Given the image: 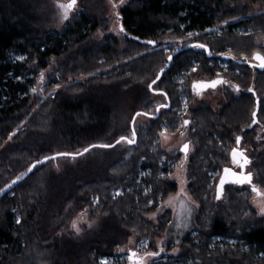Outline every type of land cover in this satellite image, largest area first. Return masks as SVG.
<instances>
[{
  "label": "trees",
  "instance_id": "trees-1",
  "mask_svg": "<svg viewBox=\"0 0 264 264\" xmlns=\"http://www.w3.org/2000/svg\"><path fill=\"white\" fill-rule=\"evenodd\" d=\"M40 1L0 0V145L4 144L0 188L45 156L95 147L76 156L77 166L62 175L51 173L50 166L68 156L37 165L5 191L0 199V264H98L100 259L114 257L131 235L147 238L152 245L155 237L164 234L172 218L170 210L163 212L157 224L144 215L174 195L177 185L160 176L164 151L154 147V141L163 125L172 130L177 124L173 108L180 106L181 93L176 78L183 70L189 73L196 68L184 83L192 103V83L216 79L221 71L219 52L233 58L221 76L232 90L229 84L219 86L225 88L217 106L220 110L204 102L189 108L195 151L186 172L187 190L198 207L195 223L181 239L177 260L155 264H264V217L249 206L247 188L226 186L223 204L213 201L216 182L227 166L228 152L237 146V136L240 145L254 154L248 167L253 183L264 188V139L256 140L257 126H264V70L253 59L256 51L264 54V41L260 42L264 40V0H132L120 9L123 39L106 34L107 8L102 0H91L58 32L45 28L49 17ZM254 5L260 7L259 13L248 17ZM224 21L235 23L221 27L218 35L205 33ZM97 31H102L103 38H95ZM194 32L198 36L188 40L190 48L169 53L173 60L153 85L163 91L148 89L168 63L169 54L160 46ZM143 41L156 43L152 47ZM195 43L206 44L212 54L192 47ZM12 54L25 59L12 61ZM51 62L55 68L47 77L46 90L41 95L32 92ZM57 85L62 89L49 96ZM163 93H167L169 109L162 108L158 118L137 117H143V125L135 119L139 139L135 146L117 143L130 131V115L155 111L159 98L166 103ZM256 99L258 122L250 128ZM146 170L150 172L137 181L138 173ZM211 172L217 175L210 184ZM144 186H151L152 192L145 195ZM117 188L121 194L111 196ZM94 198L99 200L97 205ZM150 198L153 202L148 205ZM85 208L92 217L102 214L99 228L77 238L57 237L56 232Z\"/></svg>",
  "mask_w": 264,
  "mask_h": 264
},
{
  "label": "rangeland",
  "instance_id": "rangeland-1",
  "mask_svg": "<svg viewBox=\"0 0 264 264\" xmlns=\"http://www.w3.org/2000/svg\"><path fill=\"white\" fill-rule=\"evenodd\" d=\"M90 1L91 0H77V5L74 9H72L69 12V18L67 20H64L63 22H61V9H59L57 7V3L56 0H42V2L40 1L43 9H44V13L46 14V16H48V20L49 23L46 25L45 28H47V30H51V31H60L66 23H68L69 20L72 19V17L74 15H78L80 14L82 7L86 6V5H90ZM95 1V0H94ZM105 3V6L107 8V15L105 16V19L107 20V24L105 23V25H109L108 31L106 32V34H111L114 35L117 38H121L123 39V34L120 31V25H121V13H120V9L123 6L128 5L132 0H124L123 3H120V0H114L116 6L113 7V4L110 3V0H102ZM61 2L63 3H67V0H61ZM260 11V7L257 5L252 6V10L251 13L249 14L248 17L253 16L256 13H259ZM119 12V17L116 16V13ZM237 22V21H236ZM230 23H235V22H230ZM230 23H224L222 25H217L213 28L207 29L205 31L206 34H212V35H218V32L220 31L221 27H225L227 25H229ZM235 31L237 33H243V29L242 28H236ZM104 34L102 33V31H97L95 34V38L97 39H101L103 38ZM198 36V34H196L195 32L192 33L191 36H189L188 34H186V37L176 41V42H167L164 43L163 45L160 46V48L167 54L175 52L176 49H181V47L183 46H189L190 44H192V42H188V40L193 39V37ZM263 42L264 40H260V42ZM259 42V43H260ZM221 53L223 52H219V54L217 56H219ZM224 54V53H223ZM19 57H24L23 55L20 54H12L10 56V59L12 61H18L20 63V61H24V59H19ZM217 58V57H216ZM217 66L218 69L221 70L219 72H217L220 76H222L224 73L227 72V68H228V63L227 61H223L220 58H218V62H217ZM195 66H198L197 62L194 63ZM55 68V65L53 62H51L49 64L48 69H46L45 71H43L44 73V80L41 81L40 80V74L37 78V82L36 84L32 87V88H36L37 91L36 93H40L43 94L44 91L46 90L47 87V77L48 75L52 72V70ZM189 70V69H188ZM186 70H183L181 75H179L176 78V82H178V91L180 94V106L177 108H173L174 110H177V124H175V128H171L168 127L167 125H163L160 129V132H158L157 134V139L156 141H154V147L157 146L158 148H160L161 150L164 151V154H162L159 165H160V176H167L168 179L175 183V185H177V191L175 192L174 195L167 197L163 202H159L157 209L160 208L161 211L157 212L156 217L155 218H150V214H146L144 215V217L149 221V222H153L155 224H157V220L158 218L163 214L164 211L166 210H170L172 218L171 221L166 229V231L164 232V234H161L158 237L154 238V241L152 243V245L149 242V239H142V240H138L137 237L135 235H131L129 236V238L127 239V241L119 246L116 249V253L114 255V257L111 258H103L98 260V264H103L104 261H107V264H133L132 261H130L128 259L129 255L131 252H137L139 255H143L144 252H152V251H156L159 253L158 256L156 257H152V258H146L147 260V264H155L157 262H165V260L167 259H172V260H177V257L179 256V254L181 253L182 248L180 247L181 244V239H183L184 237H186L189 233V231L192 229L195 221L194 218L198 212V207L195 204V206H193L191 204V201H194L193 197L190 196L188 190H187V186H188V177H187V166L189 163V157L194 153L195 151V147L192 144V140L190 138V133H192L193 131V122L191 124V122L186 125V126H182L183 125V121L184 120H188L191 121V116H190V109L191 107L194 108V105H197V103H205L207 105H209L213 110L217 111L220 110L217 108L218 104L221 102L222 100V96H220V93L225 89L223 88H216V89H208V91H204V90H200L198 91V93H194L193 94V100L192 103H190V97L188 92H186L185 90V86L184 83L186 82V77L188 76L187 74H189L190 72H194L192 71V68L189 70L188 72H184ZM85 79V78H84ZM83 80V77L80 78L78 81ZM72 83V82H71ZM229 88L230 90H232V84L229 83ZM61 88H56L54 89L49 96H54L56 93H58L60 91ZM258 100V99H257ZM259 101V100H258ZM165 103V101H163V99L158 100V102H156L155 106L158 104H162ZM185 104H187V107H185ZM190 104H192L190 106ZM259 106V104H258ZM152 112H155L154 110ZM136 113V112H135ZM134 113V114H135ZM133 115H130V118H133ZM257 116V115H256ZM131 118V120H132ZM143 118V117H141ZM136 117V119L139 121V124L141 123V125H143L142 120ZM130 120V122H131ZM136 120V121H137ZM129 122V123H130ZM258 122V120H257ZM256 124V123H255ZM131 125V124H130ZM254 126L251 125L250 128ZM167 128V133L166 135L169 137L167 140L164 139L163 136L160 135L161 132L164 131V129ZM181 132L184 133V135H181ZM122 136H128L129 138H131V128L130 131L126 134V135H122ZM119 136H114L115 141L118 140ZM257 141L260 142V140L264 139V126L259 124L257 126V137H256ZM114 141V142H115ZM139 141L138 136L136 134L135 137V144ZM110 141H107V144H110ZM124 142V141H121ZM190 142V147H189V151L187 153V156L185 155V153L182 151V146L184 143H189ZM113 143V142H112ZM126 143L128 146H135ZM4 147V144L0 145V149ZM238 148H242L246 151V154L249 156L250 160L253 162V158L251 155L253 154V152H251V149H249L246 146H235ZM153 148V147H152ZM156 150V148H153V150ZM254 155V154H253ZM256 155V154H255ZM76 158V157H75ZM73 157H64L61 158L59 160L53 161V163L50 166V172L54 173V174H64L66 170L71 169V168H75L74 166H77V163H79V160L75 159ZM228 162H227V166L230 167L231 169L235 170V171H242V169L240 168L239 165L234 164L232 162V155H231V150L228 152ZM181 162H183V168H178L179 165H181ZM250 165V164H249ZM249 165H247L244 168V172H248L249 169ZM140 171V170H138ZM150 172V170H146L145 172L141 171L138 174V180L140 181L141 178L145 177L146 174H148ZM98 175V174H97ZM217 175V173L211 172L209 174L210 177V184L212 183L213 178ZM97 179V178H96ZM255 184V183H254ZM145 188V195L146 194H150V192H152V187L151 186H144ZM216 187V186H215ZM245 188H247V192L245 191L246 195H249L250 199H249V206L252 207L257 216L263 218L264 215H261L259 212V208L257 206V204L255 203V201L257 200H264V197H260L257 196L256 193L252 192L251 190V186H243ZM260 187V186H259ZM261 188V187H260ZM181 189H183V193H181ZM264 189V188H261ZM122 189L121 188H117L115 190L112 191V193L110 194L111 196L114 195L115 197L121 194ZM215 192V190H214ZM180 194V195H178ZM186 194V195H184ZM170 197H175V199L173 200L172 204H166V202L169 200ZM213 197H214V193H213ZM225 197V196H224ZM224 197L223 199L216 201L215 197L213 198V201L219 204H223L224 202ZM190 198V199H189ZM94 201V205H97L99 200L96 198L93 199ZM151 203L153 202V199L150 198ZM180 201H184L185 204V213L187 212L188 208H191V216L190 218H187L186 216H181V205H180ZM151 203L148 202V205H150ZM156 209V210H157ZM90 210L88 208H85L84 210L76 213V215L74 217H72L71 219H69L67 221V224L65 226V228H63L62 230H58V232H56V236L57 237H61L63 235L70 237V238H77L78 236L83 235L86 231L88 230H92L94 228H99L100 224H101V220H102V214L99 213L96 216L92 217L91 214L89 213ZM156 212V211H154ZM73 221L76 222V224L79 226V228L81 229V231L79 233L76 232L75 228H73ZM181 224V227H177V224ZM183 225H186L183 226ZM57 226H59L57 224ZM194 235V233H193ZM179 241V244H177L176 242ZM161 248H163V251H161ZM173 249H178V251L173 252Z\"/></svg>",
  "mask_w": 264,
  "mask_h": 264
},
{
  "label": "snow or ice",
  "instance_id": "snow-or-ice-1",
  "mask_svg": "<svg viewBox=\"0 0 264 264\" xmlns=\"http://www.w3.org/2000/svg\"><path fill=\"white\" fill-rule=\"evenodd\" d=\"M124 0H120V3H123ZM57 3V7L59 9H61V22H63L64 20H67L69 18V12L74 9L77 5V0H67V3H63L61 2V0H56ZM110 3L113 4V7L116 6L114 0H110ZM116 16L119 17V12L116 13ZM233 19H238L237 17H233ZM228 21H224V23H227ZM120 31L124 32L125 29L123 27V25L121 24L120 26ZM189 36L192 35V33L188 34ZM136 39H139V37H136ZM147 43L150 44H155V41H148ZM192 47L195 48H199V49H204L207 50L208 46L206 44L203 43H195L192 45ZM176 51H179V49H176ZM209 55H211L212 53L209 51L208 53ZM221 55H224L223 53H221ZM19 59H24V57H19ZM247 59V58H246ZM253 59L259 61V67L264 69V54H262L259 51H256L253 53ZM167 60L169 62H171L173 60V56L171 54L168 55ZM165 71L164 68L160 69V73L163 74ZM192 71H196V68L193 67ZM161 79V75H157L156 78L154 80L151 81V83L148 84V89L152 90L153 92H157V91H163L162 89H158V88H153V85H155L157 83V81H159ZM40 80L43 81L44 80V73L41 72L40 73ZM230 82L226 79H224L223 77H221L219 74H217V78L213 79L211 81H196L193 82V88L196 89L197 85L200 86L201 89L203 88H207V87H211V88H215L218 84H229ZM57 87H59V85H57ZM235 88L237 91H239L240 86L239 85H235ZM32 92H36L37 89L36 88H32L31 89ZM249 91H252V89H249ZM199 94V93H198ZM163 95L166 97L167 93H163ZM168 104L167 103H162V104H158L156 105L155 108V112L152 111H141V112H136L135 117H146V118H155V116L157 114L160 113V110L162 108H167ZM185 107H187V104H185ZM257 113L254 111L252 113L253 117H256ZM135 117H133V128H132V132H131V138H129L128 136H121L119 141H117V143L124 141L127 142L128 144H134L135 143V137H136V128H135ZM253 123H257V121L255 119H253L252 121ZM190 123V121L188 120H184L183 121V125L182 126H186ZM167 128L164 129L163 132L160 133L161 136L164 137L165 140H167L169 137L166 135L167 133ZM181 135H184L183 132H181ZM9 139H11V136H9ZM236 145H240L241 143V137L237 136L236 140H235ZM101 147H111V145H100ZM89 147H95V146H89ZM189 147H190V142L189 143H184L182 146V150L184 151L185 155L187 156V153L189 151ZM89 151V148H84L83 152H74V153H57V156H72L73 158H75L76 156H80L83 155V153H86ZM231 155H232V162L234 164H237L240 166L241 169L245 168L247 165L251 164L252 161L250 160L249 156L246 154V151L242 148H238V147H233L231 150ZM55 157H44V160H49V159H54ZM42 163V161L37 160L35 163H33L28 169L27 172H32L34 168H36V166L38 164ZM178 168H183V162H181V165L178 166ZM27 173H21L20 176L16 177V180L13 181L12 183H16V181L21 179V176L26 175ZM234 178L233 182L234 183H238V184H244L247 183L249 185H251V190L252 192L256 193L257 196L260 197H264V189H261L258 185L253 183V173L251 171L248 172H244L241 171L239 173L237 172H233L232 169L230 168H225L224 169V174L220 177V182L218 185V189H217V196L216 199H220L221 198V194L223 193L224 190V185L226 182L229 181V178ZM10 187V185H6V188ZM5 191V189L0 188V193H3ZM181 193H183V189H181ZM180 195V194H178ZM186 195V194H184ZM175 199V197H170L169 200L166 202V204H172L173 200ZM190 199V198H189ZM149 203H151V201H149ZM255 203L257 204L258 208H259V212L261 215H264V200H257L255 201ZM191 204L193 206H195L196 202L195 201H191ZM180 205H181V216H186L187 218H190L191 216V208L187 209V212L185 213V204L184 201H180ZM161 211L160 208H158L156 210V212H152L150 214V218H155L157 212ZM16 223L19 224L20 223V219L17 218ZM178 228L181 227V224H177L176 225ZM186 227V225H183ZM73 228H75L76 232L79 233L81 231V229L79 228V226L76 224L75 221H73ZM177 244H179V241L176 242ZM161 251H163V248H161ZM178 251V249H173V252ZM159 253L156 251H152V252H144L143 255H139L137 252H131V254L129 255L128 259L130 261L133 262V264H147V260L146 258H152V257H156L158 256ZM103 264H107V261H104Z\"/></svg>",
  "mask_w": 264,
  "mask_h": 264
},
{
  "label": "water",
  "instance_id": "water-1",
  "mask_svg": "<svg viewBox=\"0 0 264 264\" xmlns=\"http://www.w3.org/2000/svg\"><path fill=\"white\" fill-rule=\"evenodd\" d=\"M141 43H144V44L150 45V46H152V47L154 46V44L147 43V41H143V42H141ZM187 48H190V46H185L184 48H181V49L183 50V49H187ZM179 51H181V50H179ZM179 51H176V53H178ZM206 52L208 53V49L206 50ZM217 58H220V59L223 60V61H230L231 59H233V58H231L230 56L225 55V54H224V55H221V54H220L219 56H217ZM171 62H172V61H171ZM171 62L168 61L167 65H166L165 68H164V69H165L164 72H166V71L168 70V68H169ZM255 66H256V67H257V66L259 67V62L256 63ZM259 69H262V68L259 67ZM262 70H264V69H262ZM163 74H164V73H163ZM163 74H161L160 71H158V74H157V75H161V77H162ZM212 80H213V79H212ZM207 81H211V80H207ZM207 81H204V82H207ZM220 85H222V84H218L214 89L218 88ZM208 89H211V90H212L213 88H211V87H207V88H203V89H201V90L208 91ZM165 98H166V103L168 104V107L165 108V109H169V104H170V103H169V100H168L167 97H165ZM258 104H259V101L256 99V100H255V107H256V108H255V112H256V113H258V109H259ZM135 114H136V113H135ZM135 114H134L133 117H135ZM158 116H159V114H157V115L155 116V118H158ZM135 119H136V117H135ZM252 119H255V120L257 121L256 117H253V116H252ZM130 124H131V125H130L131 132H132V128H133V118H132ZM254 124H255V123L252 122L251 125H254ZM134 144H135V143H134ZM134 144H131V145H134ZM98 146H100V145H98ZM111 146H112V145H111ZM237 146H240V145H237ZM100 147H101V146H100ZM90 148H92V147H89V149H90ZM105 148H109V147H105ZM182 151H183V150H182ZM82 152H83V151H82ZM183 152H184V151H183ZM83 154H84V153H83ZM52 157H55V158H56V157H59V156H57V155H53V156H51L50 158H52ZM70 157H72V156H70ZM40 161H42V163H40V164H38V165H41V164L45 163L47 160L42 159V160H40ZM48 161H49V160H48ZM34 163H35V162H34ZM31 165H32V164H31ZM31 165H29V166H31ZM225 168H230V167L225 166V167H223V169H221L222 171H221V173H220V175H219V177H218V180H217V182H216L217 184H216L215 192H214V196H215V200H216V201H219V200L223 199V197H224V190H225V187H226V186H235V187H237V186H238V187L251 186V185H249V184H247V183H244V184L234 183V182H233V179H234V178H231V177H230V178H229V181L226 182L225 185H224V190H223V193L221 194V198H220V199H216V196H217V189H218V185H219V182H220V177L224 174V169H225ZM230 169H231V168H230ZM232 171H233V172H237V173L241 172V171H235V170H233V169H232ZM242 171H244V168L242 169ZM25 173H27V174L21 176V179L18 180V181H16V183H19V182L23 181L24 178L27 177V176L29 175L30 172H27V171H26ZM15 180H16V179H15ZM15 180H13V181H15ZM13 181H12V182H13ZM12 182H10V183L7 184V185H10V187H11V186H13L14 184H16V183L13 184ZM10 187H7V188H6V186H5L3 189H5V191H7ZM5 191H4L3 193H0V199H1L2 196L5 195V193H6ZM130 254H131V253H130Z\"/></svg>",
  "mask_w": 264,
  "mask_h": 264
},
{
  "label": "flooded vegetation",
  "instance_id": "flooded-vegetation-1",
  "mask_svg": "<svg viewBox=\"0 0 264 264\" xmlns=\"http://www.w3.org/2000/svg\"><path fill=\"white\" fill-rule=\"evenodd\" d=\"M199 81H201V80H199ZM195 82H196V81H195ZM200 90H201V88H200L199 85H197L196 89H194V88H193V83H192V86H191V91H192V92H194V93H195V92L198 93V91H200Z\"/></svg>",
  "mask_w": 264,
  "mask_h": 264
}]
</instances>
